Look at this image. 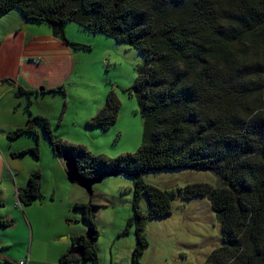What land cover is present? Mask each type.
<instances>
[{
    "label": "trees",
    "instance_id": "1",
    "mask_svg": "<svg viewBox=\"0 0 264 264\" xmlns=\"http://www.w3.org/2000/svg\"><path fill=\"white\" fill-rule=\"evenodd\" d=\"M12 12L48 25L54 37L74 50L88 47L68 39L69 23L146 57L135 87L145 125L136 153L111 159L58 139L51 121L32 113L35 92L21 86L17 95L30 99L29 125L9 134L11 139L32 136L36 144L29 152L38 157L40 126L53 152L73 156L84 177L134 178L135 215L126 230L134 226L138 245L131 264H143L149 245L146 220L171 216L177 196L182 201L208 198L221 224L223 245L204 264H264V0H0V18ZM119 108L110 93L88 125L112 127ZM179 170L211 172L217 184L192 183L169 191L144 178L150 172ZM19 195L25 206L43 198L40 172L31 175ZM144 197L147 212L141 207ZM75 209L83 212L92 238L75 237L83 255L70 253L63 261L99 264L95 205ZM9 226L0 217V228Z\"/></svg>",
    "mask_w": 264,
    "mask_h": 264
},
{
    "label": "rangeland",
    "instance_id": "2",
    "mask_svg": "<svg viewBox=\"0 0 264 264\" xmlns=\"http://www.w3.org/2000/svg\"><path fill=\"white\" fill-rule=\"evenodd\" d=\"M47 27L44 25V28ZM65 31L70 41L88 48H71L76 53V57L73 53V58L77 62V72L63 87V93H68V100L61 105L55 103L59 107V119L54 130L67 135L66 139L60 140L73 146H84L94 155L114 159L136 153L144 139L145 125L135 87L138 69L146 62L145 55L76 23L66 25ZM110 93L116 95L120 102L116 123L108 129L89 126L88 123L105 106ZM58 95L63 97L61 93ZM62 116L64 122L58 126ZM62 160L67 170L65 155ZM144 178L147 183L169 191L192 183L217 184V177L213 173L193 170L150 172ZM75 184L74 192L82 194L87 202L95 205L94 216L99 236L94 240V245L99 264L100 261H108L112 252L121 257H130V253L132 258L138 236L134 226L128 232L126 229L135 215L134 178L123 174L106 177L102 183L94 184L91 192L79 183ZM141 207L146 212L149 210L146 197ZM74 212L82 221L74 226L84 227V235H88L91 228L83 221V212L77 209ZM145 232L149 245L142 258L143 264H204L223 245L221 224L206 197L189 201L175 197L173 214L147 219Z\"/></svg>",
    "mask_w": 264,
    "mask_h": 264
},
{
    "label": "crops",
    "instance_id": "3",
    "mask_svg": "<svg viewBox=\"0 0 264 264\" xmlns=\"http://www.w3.org/2000/svg\"><path fill=\"white\" fill-rule=\"evenodd\" d=\"M14 13L0 18V217L10 222L9 227L0 228V260L13 264H85L63 258L77 246L74 238L84 235V227L74 226L82 222L75 206L89 201L74 192L76 184L68 178L65 161L53 152L40 126H36L38 157L29 152L36 144L32 136L11 139L9 135L29 125L28 98L17 95L20 86L35 92L33 115L56 125L59 107L55 103L61 105L69 96L61 93L60 98L54 90L74 78L76 53L54 37L49 26L44 28L46 24L27 22ZM63 122L64 116L58 126ZM54 135L67 137L55 130ZM34 172L42 175L43 198L25 206L20 190L28 186ZM129 256L112 252L109 260L100 264H131Z\"/></svg>",
    "mask_w": 264,
    "mask_h": 264
},
{
    "label": "water",
    "instance_id": "4",
    "mask_svg": "<svg viewBox=\"0 0 264 264\" xmlns=\"http://www.w3.org/2000/svg\"><path fill=\"white\" fill-rule=\"evenodd\" d=\"M65 160L67 161L66 167L68 170L67 175H68L69 180L73 183H79L84 189H86L89 192H91L94 184L102 183L104 178L112 176V175H107L105 177L103 176V177L95 178V179L86 178L80 173L76 159L73 156L65 155ZM113 176H117V175H113ZM87 238L91 239L92 235L88 234ZM71 253L78 254L80 257L83 255V251L81 247L79 246L74 247L71 250Z\"/></svg>",
    "mask_w": 264,
    "mask_h": 264
},
{
    "label": "clouds",
    "instance_id": "5",
    "mask_svg": "<svg viewBox=\"0 0 264 264\" xmlns=\"http://www.w3.org/2000/svg\"><path fill=\"white\" fill-rule=\"evenodd\" d=\"M75 247H77V246H75ZM75 255H77V254H75ZM81 257H82V256H81ZM81 257H80V258H81ZM73 263H75V262H73ZM71 264H72V263H71Z\"/></svg>",
    "mask_w": 264,
    "mask_h": 264
},
{
    "label": "built area",
    "instance_id": "6",
    "mask_svg": "<svg viewBox=\"0 0 264 264\" xmlns=\"http://www.w3.org/2000/svg\"><path fill=\"white\" fill-rule=\"evenodd\" d=\"M21 264H25V262H21Z\"/></svg>",
    "mask_w": 264,
    "mask_h": 264
}]
</instances>
